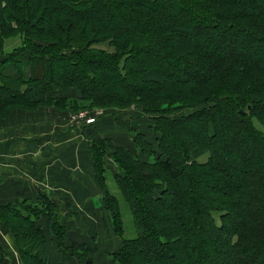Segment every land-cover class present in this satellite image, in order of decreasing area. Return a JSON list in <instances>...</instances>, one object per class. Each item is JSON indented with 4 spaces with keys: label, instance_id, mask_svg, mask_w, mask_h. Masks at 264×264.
Instances as JSON below:
<instances>
[{
    "label": "trees",
    "instance_id": "16d2710c",
    "mask_svg": "<svg viewBox=\"0 0 264 264\" xmlns=\"http://www.w3.org/2000/svg\"><path fill=\"white\" fill-rule=\"evenodd\" d=\"M11 38L21 44L7 53ZM263 52L264 0H0V118L39 107L140 109L156 146L127 131L152 163L108 138L89 144L116 234L123 219L105 186L106 149L136 232L111 264H264ZM71 89L77 97L64 95ZM16 204L0 221L21 264H49L47 236L92 264L86 243L65 245L54 200Z\"/></svg>",
    "mask_w": 264,
    "mask_h": 264
},
{
    "label": "crops",
    "instance_id": "0c3cea01",
    "mask_svg": "<svg viewBox=\"0 0 264 264\" xmlns=\"http://www.w3.org/2000/svg\"><path fill=\"white\" fill-rule=\"evenodd\" d=\"M2 60L0 56V62ZM30 74V70L26 71V77ZM64 95L77 97L78 91L71 89ZM114 117L100 119L93 126L72 127L69 114L51 107H39L35 111L15 109L7 118L1 119L0 211L19 202L34 203L39 194H44L56 202L62 217L64 206L71 200L77 202V206L79 202L97 199L88 142L105 137L116 146L135 149L126 123L134 118ZM132 126L148 137L149 125L145 131L137 122ZM40 226L46 229L45 222ZM76 228L66 232L86 243L85 234L76 232ZM46 244L49 264H54L55 249ZM76 263L80 264L72 257L60 254L56 264ZM0 264H21L13 234L1 221Z\"/></svg>",
    "mask_w": 264,
    "mask_h": 264
},
{
    "label": "rangeland",
    "instance_id": "374dc122",
    "mask_svg": "<svg viewBox=\"0 0 264 264\" xmlns=\"http://www.w3.org/2000/svg\"><path fill=\"white\" fill-rule=\"evenodd\" d=\"M14 38L13 39L11 38L10 40H7L5 42V52L8 53V52L15 50V49H18L20 47V44H21L20 40L18 38H16V39H14ZM256 52H257V54H261L259 51H256ZM69 53H70V51L65 52V54H69ZM263 54H264V52H263ZM183 70L186 72L190 71L188 68H185ZM47 108H49V107H47ZM51 108H53V107H51ZM13 110H15V109H13ZM13 110H11V111H13ZM20 110H22V109H20ZM82 111L83 112L87 111L90 114H95L96 111H101L102 115L99 117L100 119H110L114 116H115L114 118H117L119 116L125 117V119H128V117H129V119L134 118L132 121H126L127 128H133L132 123L137 122L139 124V127L142 128L141 130L145 131V130H147L146 126L150 124V121L148 120L147 116L140 109H136L135 107H130L129 109H126V110H119L116 108L115 109H108V110L99 109V108H91V109L86 108V109H82L80 111H76L73 113H69V112H66V113L71 115V114L79 113ZM191 112H192V110L182 111V112H180L179 115L185 116ZM1 119H5V118H0V120ZM82 125L83 124L72 123V127L73 126L77 127V126H82ZM255 125L259 129L263 130V128L261 126H259L258 123L255 122ZM190 126L191 125H188V128L191 129ZM148 130L150 133L148 134L149 137L147 139L153 145L155 144L154 146H156V143L154 141L155 136L154 137L152 136L154 133L150 130V128H148ZM232 130H235V129L232 128ZM234 133H236V131H234ZM130 135H132V134H130ZM97 139L108 140L105 137H102V138L96 137V138H93L91 141L88 142V151H89V158H90L91 165H92V155H91V152L89 150V144L93 143ZM132 140H133V136H132ZM111 144L114 147H119V146H116L114 143H111ZM253 145L254 144L252 143V141L250 139H248V141L243 144V147L238 148L239 154L240 155L244 154V155L248 156ZM156 150H158V149L156 148ZM106 151H107L106 156H104L105 186H106V189L108 190V192L111 195L115 196L118 199V201L120 202V212H121L122 219H123V236L120 237L119 235L116 234V231L114 230L113 220L111 218V215H110V213H108V210L105 209V207L103 206L102 199L105 195V192L102 188H100V186L96 182L93 165H92V172H93V177H94V183H95V186L98 190L97 199L96 198H94L93 200L90 199V201L83 202V203L79 202L77 206H76L77 202H74L71 200V202H68L64 206V209L62 211L63 216L61 217V223H62V225H64L66 227L67 230L68 229H74V227H77L76 228L77 230H75L76 232L81 231L82 234H85L84 239H85V242L89 246V249H90V252L87 255V260L89 262H91L92 264H97V263L108 264L110 261L113 260L112 253H114L117 249L120 248L123 240L133 239L136 237L133 218H132V216L129 215V213L126 209V206H124L122 204L121 198L118 195L117 187H116V184L114 181V174L120 173V171H119L118 167L116 166V164L112 161L110 155L107 154V153H111L112 150L106 149ZM130 151L136 156L137 159H139L141 161L144 160L145 162H148L150 164L154 160L153 156L141 155L136 149H132V150L130 149ZM222 154L224 155V153H222ZM204 160H205V157H203V156L200 157V159H198L199 162H204ZM230 168H231V165H230ZM70 197H71V199H73L72 196H70ZM85 203H87V204L85 205ZM85 206L87 209L84 208ZM41 222H44V220H42ZM66 235H67V240H66V236H65L64 243L67 246L69 244V241L71 242L72 240H77L76 235H74L73 233H66ZM53 239H54V237L52 238L50 236H47V238H46L48 245L55 249L54 250V261H53L54 264L58 263V260L60 259V254L68 255V256L72 257L73 260L82 264V262L78 261L77 259H75L71 255L70 250H68V251L63 250V248L59 247L58 245H56V243H54ZM77 241H79V240H77ZM48 255H49V253H48ZM215 256H216L215 254H210L211 258H213ZM205 257L206 256H204V258ZM217 260H218V262H220L223 259L220 257H216V261ZM221 264H226V262L222 261Z\"/></svg>",
    "mask_w": 264,
    "mask_h": 264
},
{
    "label": "built area",
    "instance_id": "2783aa9c",
    "mask_svg": "<svg viewBox=\"0 0 264 264\" xmlns=\"http://www.w3.org/2000/svg\"><path fill=\"white\" fill-rule=\"evenodd\" d=\"M101 115H102L101 111H96L95 114H90L87 111H84V112L82 111L79 113L71 114L70 121L71 123L90 125V124H93L96 121V119H98Z\"/></svg>",
    "mask_w": 264,
    "mask_h": 264
}]
</instances>
